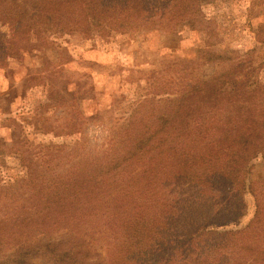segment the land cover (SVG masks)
Returning <instances> with one entry per match:
<instances>
[{
    "label": "trees",
    "instance_id": "trees-1",
    "mask_svg": "<svg viewBox=\"0 0 264 264\" xmlns=\"http://www.w3.org/2000/svg\"><path fill=\"white\" fill-rule=\"evenodd\" d=\"M198 8L197 0H0V17L8 41L21 33L48 45L65 32H175ZM260 87L241 61L174 94L149 92L128 117L101 126L103 136L57 156V168L39 178L28 171V205L0 219V264H264L256 229L264 184L248 185L252 159L264 156ZM246 191L254 218L232 228L245 217ZM105 239L100 260L92 246Z\"/></svg>",
    "mask_w": 264,
    "mask_h": 264
},
{
    "label": "rangeland",
    "instance_id": "rangeland-1",
    "mask_svg": "<svg viewBox=\"0 0 264 264\" xmlns=\"http://www.w3.org/2000/svg\"><path fill=\"white\" fill-rule=\"evenodd\" d=\"M197 2L190 21L175 32L163 26L117 34L107 30L102 36L65 32L54 34L48 45L21 33L8 41L10 29L0 17V219L28 205L23 195L32 185L28 171L39 178L57 168V156L103 136L101 126L128 117L149 92L174 94L195 78L246 61L252 82L261 84L253 100L264 107V0ZM75 108L81 116L71 113ZM251 165L248 185L261 186L262 153ZM247 191L245 217L232 228L246 227L254 218L256 202ZM256 229L263 232V224ZM107 240L94 243L99 258L92 261L107 258Z\"/></svg>",
    "mask_w": 264,
    "mask_h": 264
}]
</instances>
